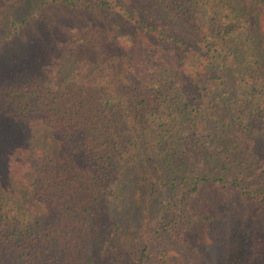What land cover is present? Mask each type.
Listing matches in <instances>:
<instances>
[{"label": "trees", "instance_id": "trees-1", "mask_svg": "<svg viewBox=\"0 0 264 264\" xmlns=\"http://www.w3.org/2000/svg\"><path fill=\"white\" fill-rule=\"evenodd\" d=\"M29 2L5 40L88 13L52 65L0 63V119L53 141L17 168L21 203L0 131V264H264V0Z\"/></svg>", "mask_w": 264, "mask_h": 264}, {"label": "rangeland", "instance_id": "rangeland-1", "mask_svg": "<svg viewBox=\"0 0 264 264\" xmlns=\"http://www.w3.org/2000/svg\"><path fill=\"white\" fill-rule=\"evenodd\" d=\"M27 3L30 4L29 0H0V63L3 66L2 73L8 78L15 75V73H21L28 69L31 70L30 65L37 62V66H34L36 69L42 68L43 61H45V67L52 65L50 60L55 58L54 52L65 50L73 44L75 39L72 37L71 28L77 26L80 22L83 23V19L88 13L87 11H83V7L71 9L70 6L66 4V6L54 5L46 7L43 18L40 21L30 24L25 34H22L21 39L15 38L14 40H5L4 35L8 30L7 19L11 12L9 9L15 10V13L26 12ZM260 17L262 16L260 15ZM48 26L50 29H48ZM262 26L264 29V23ZM38 39L39 42L37 41ZM101 39L102 43L99 40L95 42V44L100 43V52L106 53L112 48L117 49L116 47H109V44H112V42L109 41L110 43L108 44L104 37ZM160 49L162 51L165 50L164 52H169L168 50H171V46L165 44V46H161ZM15 51L18 52L17 55L12 53ZM94 51H96V49ZM192 55L193 53H190L188 56ZM18 57L26 59L25 66H21L22 61L17 62L19 65L12 63L13 58ZM42 129L44 128L37 125V123H31V125L17 124L16 122H10L6 119H0V131L4 132L5 135V142H3V145L10 148V160L7 162L10 163L8 165L11 168L9 175L6 176L7 179L1 178L2 180L5 179L2 189L21 203L29 204L31 200L26 194L25 188L22 187L21 181L18 179L22 177L17 176V168L21 169L23 167L24 173L26 174V155L41 153L42 151L49 150L53 145L50 135ZM3 163L7 164L6 161L2 162V164ZM207 231V228L205 230H198L199 237L207 239ZM244 244L245 248H243V251L251 252L259 249L258 245L260 242L252 241L251 243L245 242ZM238 256V259H244L241 253H239Z\"/></svg>", "mask_w": 264, "mask_h": 264}]
</instances>
